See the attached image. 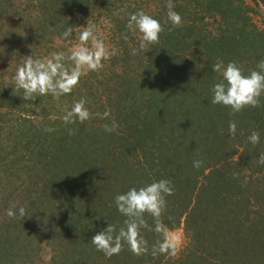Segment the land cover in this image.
<instances>
[{
	"label": "trees",
	"instance_id": "1",
	"mask_svg": "<svg viewBox=\"0 0 264 264\" xmlns=\"http://www.w3.org/2000/svg\"><path fill=\"white\" fill-rule=\"evenodd\" d=\"M145 1L0 0V198L17 212L0 216V264H33L40 242L54 251L51 264H264V166L257 163L264 94L259 107L234 115L211 102L221 80L213 65L234 61L245 75L259 70L264 29L244 0H172L181 25L173 27L162 7L153 16L164 28L160 42L145 51L142 34L128 27L130 14H147ZM106 7L123 10L107 18L103 68L81 76L71 94L24 100L14 87L17 69L29 56L67 57L73 34L86 26L78 28L82 16L98 18ZM81 99L93 118L65 125L66 111ZM105 111L107 118L96 115ZM113 122L115 130L105 131ZM253 131L260 133L255 146L248 141ZM19 159L37 171L23 176L25 184L11 168ZM195 160L203 161L199 169ZM161 179L172 182L174 194L160 220L167 230L182 225L187 245L175 256L153 255L161 236L143 228L148 253L136 256L127 244L111 258L97 251V232L108 223L117 232L124 226L116 195ZM32 184L39 188L31 194ZM47 193L58 201L44 213ZM145 220L154 229L155 220Z\"/></svg>",
	"mask_w": 264,
	"mask_h": 264
},
{
	"label": "clouds",
	"instance_id": "2",
	"mask_svg": "<svg viewBox=\"0 0 264 264\" xmlns=\"http://www.w3.org/2000/svg\"><path fill=\"white\" fill-rule=\"evenodd\" d=\"M172 0H168V19L173 27L180 26L182 18L174 10ZM128 27L136 29L141 34L140 49L148 51V46L160 42V34L164 31L162 24L143 10L130 14ZM73 29L69 27L63 33L64 37H69ZM80 45L74 48L66 57L63 52L54 53L51 59L46 62L40 59H33L31 56L19 67L14 76V87L23 90L24 100H35L37 97L52 95L59 98L62 95L71 94L79 83L81 76L87 75L90 71H99L103 68V60L109 59L104 42L95 37L91 27L79 34ZM91 42V47L87 45ZM135 51V50H134ZM65 60L71 61L74 65L69 69ZM259 70H252L245 75L243 70L234 62L230 61L226 65L219 62L213 65L220 77L212 87V103L229 108L230 114L241 112L246 107L256 108L260 106V97L264 94V59L257 64ZM86 101L81 99L74 103L70 110L66 111L63 117L65 125L83 123L93 118V114L85 106ZM102 119L107 118L109 113L105 111L102 115L97 113ZM105 131L112 132L116 128L115 122L111 126L105 125ZM237 124L235 121L229 122L228 133L235 136ZM70 134L72 131L70 130ZM248 141L253 145L260 143V133L253 131L248 137ZM260 166H264V153L257 159ZM203 164L201 160H195L193 166L199 169ZM174 194V186L170 180L161 179L154 181L143 187H132L127 192L118 194L115 197L117 210L126 217L124 226L117 232L116 227L108 223L107 227L97 232L91 242L97 251H102L105 256L111 258L118 255L127 244L130 251L141 256L148 253L147 241L143 238L141 229L148 228L161 236V240L153 247L152 254L168 253L177 255L179 237L169 236L167 228L162 224L160 218L163 215L167 201L166 197ZM7 215L15 218L16 211L9 209ZM18 215L21 218L27 216L25 207L18 208ZM145 215L151 216L155 220L154 229L150 228L145 220Z\"/></svg>",
	"mask_w": 264,
	"mask_h": 264
},
{
	"label": "rangeland",
	"instance_id": "3",
	"mask_svg": "<svg viewBox=\"0 0 264 264\" xmlns=\"http://www.w3.org/2000/svg\"><path fill=\"white\" fill-rule=\"evenodd\" d=\"M244 1H245L246 5L250 8L249 14L251 16V20L260 29H264V4H263V2L261 0H244ZM167 4H168V1H165V0L164 1L163 0H161V1L156 0L154 2L152 0H150V1L146 0L144 5H145V10H146L147 14H150V16L153 17L155 14H157L162 9V7H166V9H168ZM128 5H129V2L124 3V5H122V6H123V8H125ZM122 10L118 7H115V9H111L110 7H106L105 9L102 10L103 11L102 16H100L98 18L96 16H94L93 18H90L88 21L86 20L85 16H82V19H84V20L80 21L81 24L78 25V28H80L82 26V24H83V26L86 25V26H84L83 30L85 29V27H91L95 37L99 40H102L104 42V45L106 48V46L108 44H107V41L105 40L106 38H105L104 29H106L108 26L111 25L110 21L107 20V18L110 16L109 15L110 13L111 14H113V13L118 14V12H120L119 14L121 15ZM86 22H88V23L86 24ZM80 29H82V28H80ZM72 38L73 39L71 41V45L73 48H76L77 46L80 45L79 34H76V38L74 37V34H73ZM87 46L91 47V42H89V44ZM22 162L23 163L20 162V159L17 160V162H15V165H13V167H11V168L19 174V176L24 180L23 182L25 184L26 183V181L24 179L25 174L32 173V175H33V173H37V171L35 170V168L31 164H27L24 161H22ZM38 188L39 187L36 184H32V186L30 187V189H32V190H30V193L32 194V191L36 190ZM43 189H45V192L49 190V188H47V187H44ZM15 193L19 194L20 192L16 191V189H15ZM63 195L64 194L62 191V196ZM47 196H48L49 200L40 207V209L44 213L50 211L53 208V206H55V203L58 201L57 200L58 198L54 197L50 193H47ZM10 199H13V197H11ZM2 200L3 199L0 198V216L3 213H7V211L9 210V205H7V203H6L9 200H6L4 202L5 204L1 205ZM26 201H27V199H26ZM5 207H7V208H5ZM168 234H169V236L179 237L178 251H181L187 245L188 237H187L186 232L184 231V228L182 227V225L176 226V227L168 230ZM40 244L42 245V249L35 251L37 256L35 254V257H33V260H34L33 264H51V260H52V256L54 254V251H52V249L49 245H45L43 242H40Z\"/></svg>",
	"mask_w": 264,
	"mask_h": 264
}]
</instances>
